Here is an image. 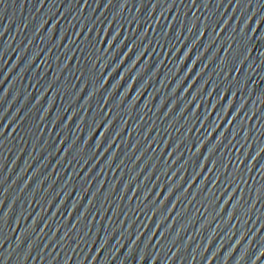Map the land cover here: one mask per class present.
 <instances>
[{"label": "water", "instance_id": "1", "mask_svg": "<svg viewBox=\"0 0 264 264\" xmlns=\"http://www.w3.org/2000/svg\"><path fill=\"white\" fill-rule=\"evenodd\" d=\"M0 264H264V0H0Z\"/></svg>", "mask_w": 264, "mask_h": 264}]
</instances>
